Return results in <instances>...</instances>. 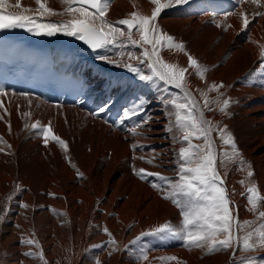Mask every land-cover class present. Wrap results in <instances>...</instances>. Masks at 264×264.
<instances>
[{
    "label": "bare ground",
    "instance_id": "obj_1",
    "mask_svg": "<svg viewBox=\"0 0 264 264\" xmlns=\"http://www.w3.org/2000/svg\"><path fill=\"white\" fill-rule=\"evenodd\" d=\"M8 3V12L38 7L35 0H21L20 9L13 7L16 0ZM46 4L61 14L36 19H72L64 12L63 0ZM153 7L150 0H110L107 18L115 22L133 11L150 15ZM241 12L250 21L247 29ZM258 12L264 13V0L259 5L251 0H189L166 8L157 19L160 30L183 43L185 52L207 69L203 77L189 69L186 88L197 102L196 114L203 111L211 122L215 167L230 200L232 231H239L241 240L248 232L264 230L259 216L264 206L258 202L253 210L247 199L252 186L264 197V15ZM78 46L73 58H78L90 92L83 108L9 91L0 96V264H243L249 256L255 264H264V248L245 252L234 245L206 254L207 248L188 246L182 236H141L165 223L176 230L183 226V209L165 198L172 188L161 176L179 180L178 152L187 146L180 140L175 110L162 101L182 100L184 92L158 79L141 80L125 67L131 63L151 74L147 63L127 58V52L139 55L142 49L123 38L96 50L82 40ZM159 55L169 64L188 67L184 52L165 46ZM213 84L223 87L209 91ZM205 98L211 101L210 109L203 107ZM225 99L229 105L221 111ZM138 105L139 115L126 119L125 113ZM114 106L118 112L110 119ZM101 108L105 110L94 115ZM145 118L148 123L142 124ZM37 120L42 125L66 121L68 126L58 125L73 142L70 151L57 143L45 146L30 127ZM137 124L141 127L134 134L131 129ZM218 128L231 135L235 154L223 144ZM193 144L202 145L203 140L193 139ZM148 159L154 163H146ZM141 168L159 175L141 178ZM176 199L184 204L189 198L176 193ZM28 239L37 243L28 245ZM29 251L35 255L26 256Z\"/></svg>",
    "mask_w": 264,
    "mask_h": 264
},
{
    "label": "snow or ice",
    "instance_id": "obj_2",
    "mask_svg": "<svg viewBox=\"0 0 264 264\" xmlns=\"http://www.w3.org/2000/svg\"><path fill=\"white\" fill-rule=\"evenodd\" d=\"M67 7L64 12L72 16V19L61 24H43L38 22L36 17L44 18L50 15H59L53 8L48 7L46 0H35L38 5L35 9L24 8L23 11L8 12V0H0V30H9L15 28H26L33 31L36 35H54L57 32H63L65 35L75 37L82 40L92 49H101L106 46L113 45L118 39L123 38L128 44L142 49L139 55L133 52H127L126 56L129 60H137L139 63H147L151 74L145 75L131 63H125L124 66L130 71L136 73L141 80L154 81L158 79L165 85L181 89L184 92L182 100L175 97H165L163 103L174 109V117L176 126L182 132L181 142H187V146H181L178 152V158L181 161L178 171L179 180L176 182L167 181L166 177H162L166 183L172 188V195L165 196L171 199L174 204L182 207L183 226L179 230L174 229L170 224L165 223L155 228L150 233H141L143 235L161 236L163 234L172 236H182L184 242L188 246L196 248H207L206 254H212L219 250H228L239 245L245 252L255 251L257 248H264V230H253L248 232L241 240L239 231L234 234L232 231L233 214L230 210V200L227 196L226 189L223 186V179L215 167L216 157L213 154V142L210 139L212 132L211 122L204 118L203 111H199L195 98L186 88V73L189 69H194L195 73L204 76L207 71L200 65L196 58L185 52L183 43L175 41L174 37L166 32H162L157 24L160 14L173 4H186L189 0H150L154 5L150 15H142L139 12H131L127 18L119 19L115 22L108 20L107 14L110 8V0H63ZM245 0H240L244 3ZM253 4H260V0H251ZM16 9L22 7L21 0H16ZM243 19V29H247L250 23L247 16L241 12ZM256 15H264V13H256ZM124 26L123 28L118 27ZM220 26L219 24L217 25ZM138 37V38H137ZM167 46L169 49H175L184 52L187 56L188 67H178L174 64L165 62L159 55L160 50ZM121 57L125 53H120ZM100 59H108L107 57H99ZM109 63L113 61L109 60ZM261 63H264V51L261 52ZM222 84H213L209 91H218L222 88ZM7 92L3 85H0V96H6ZM23 95V94H22ZM211 101L205 98L203 107L210 109ZM229 101H223L224 111L227 109ZM2 106V102H0ZM105 109H99L98 115ZM142 106L138 105L129 112L125 113V118L139 115ZM170 115L173 113L170 112ZM26 117H30V112H25ZM2 118V117H0ZM149 118H145L141 123L147 124ZM29 127V125H25ZM32 130H36L43 138L45 146L49 140H53L63 147L65 152L68 150V144L60 136L53 132L51 123L42 125L39 120L30 125ZM141 127L137 124L131 131L135 134L136 129ZM10 128V126H9ZM221 133V139L225 146H231L233 153H236L235 143L230 134L224 129L218 128ZM193 139L203 140V144H193ZM2 142V138H0ZM10 147V145H9ZM133 147H138L133 145ZM3 151V149H0ZM144 159V157H140ZM148 164H153L154 159H148ZM82 175V174H81ZM137 175L144 178L146 176L159 175L152 173L144 168L139 169ZM253 173L248 172L251 177ZM176 193H182L189 198L184 204L176 199ZM247 199L252 209L257 208L258 202L264 206V197L258 196L255 186L247 189ZM27 208V204L22 205ZM260 218L264 219V211H260ZM2 219V218H0ZM247 223V222H246ZM237 229L239 230V221H237ZM105 233L111 237L108 229H104ZM256 239H253V236ZM140 237H137L139 240ZM136 241H132L135 243ZM28 245H34L37 242L33 239L26 241ZM110 243L115 244L114 240ZM26 256H33L35 253L29 251ZM40 258L43 259L41 253ZM147 260V256L143 257ZM170 259L175 260L176 257ZM243 264H255V260L249 256L243 261Z\"/></svg>",
    "mask_w": 264,
    "mask_h": 264
},
{
    "label": "rangeland",
    "instance_id": "obj_3",
    "mask_svg": "<svg viewBox=\"0 0 264 264\" xmlns=\"http://www.w3.org/2000/svg\"><path fill=\"white\" fill-rule=\"evenodd\" d=\"M52 122V124H51V127H52V129H53V132L56 134V135H58V136H60L63 140H65L66 142H67V144H68V150L67 151H70V148L73 146V142L72 141H70L69 139H66L65 137H64V135H63V133H61V131H60V129H59V125L58 124H60L61 122H63V123H61V124H63L64 126H63V128L64 127H66V126H68L69 124L66 122V121H55L54 120V122L53 121H51ZM50 122V123H51ZM57 122V123H56ZM60 122V123H59ZM55 125H54V124ZM49 124V123H48ZM57 125H58V127H57ZM55 126V127H54ZM58 128V129H57ZM52 141V142H51ZM72 142V143H71ZM49 143L51 144V143H56L55 141H53V140H49ZM58 144V143H57ZM253 239H256V238H253Z\"/></svg>",
    "mask_w": 264,
    "mask_h": 264
}]
</instances>
